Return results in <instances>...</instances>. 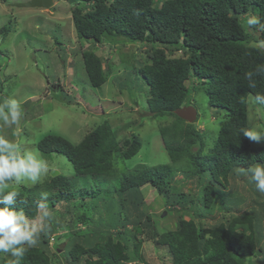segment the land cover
Instances as JSON below:
<instances>
[{
    "label": "trees",
    "instance_id": "trees-1",
    "mask_svg": "<svg viewBox=\"0 0 264 264\" xmlns=\"http://www.w3.org/2000/svg\"><path fill=\"white\" fill-rule=\"evenodd\" d=\"M66 1L73 4L72 17L79 41L106 40L114 45L141 44L147 47L146 62L139 68V74L150 86L149 112L153 118L174 119L171 124L160 128L172 163L187 161L201 183L209 179V183L202 187L205 209L212 208L218 195L214 183L223 185L233 171L247 169L256 163L264 164V146L252 147L251 141L241 133L243 127L249 126V95L264 96V77H255V89L248 87L245 78L246 72L264 64V49L254 46L257 41L264 40V33L249 29L243 17L254 14L264 19V0ZM257 33L258 39H255ZM179 51L183 57L174 58ZM81 55L91 85L94 88L103 86L110 76L104 58L89 50ZM194 81L208 84L205 89L211 105L226 110V120L218 139L206 157L203 156L202 135L193 124L175 114L176 110L189 104ZM72 103L73 100L68 101V104ZM142 147V141L136 135L120 142L106 124L91 131L78 144L58 135H47L37 145L45 158H52L54 154L66 157L77 177L99 181L101 187L96 195H84L83 199L100 197L106 201V197L115 191L125 195L120 198L119 206L123 209L132 205L139 212L138 216L143 219L139 222L143 223L149 237L156 244L170 246L173 264H247L250 258L257 257L262 236L256 229V211L231 215L226 223L205 229L200 228L194 219L181 216L174 222L175 229L167 232L160 231L156 223L148 224L153 222V216L139 211L147 195V191L145 194L143 191L148 187H154L167 207L174 208H168V212L172 211L169 214L181 215L182 212H176L179 202H172L164 187L165 179L171 176L170 166L120 172L119 163L137 156ZM109 181H116L112 184L114 187L103 189V183ZM17 191L16 207L23 208L33 217L39 214L36 202L41 192H48L49 198L55 196L53 201L47 202L48 209L74 199L69 194L70 182L61 175L50 177L42 186L37 184ZM187 206L184 204L181 209L187 210ZM89 214L92 210L85 207L77 220L88 227L92 222ZM246 225L249 234L237 231L238 226ZM71 229L69 227V242L60 256L72 257V263L129 264L134 259L131 239L124 238V232L108 234L105 243L94 245L97 234L84 240L82 237L89 231L72 233ZM39 243L27 251L21 264H50L49 257L41 249L49 241L43 237ZM138 248L136 245V253Z\"/></svg>",
    "mask_w": 264,
    "mask_h": 264
},
{
    "label": "rangeland",
    "instance_id": "rangeland-1",
    "mask_svg": "<svg viewBox=\"0 0 264 264\" xmlns=\"http://www.w3.org/2000/svg\"><path fill=\"white\" fill-rule=\"evenodd\" d=\"M28 1L0 2V96L21 101L24 110L18 125L7 127L0 124L1 135L37 150L44 136L58 135L78 144L87 134L104 124L113 129L120 142L136 135L143 147L137 156L119 163L120 172L141 167L154 169L170 166L171 176L165 179L164 187L169 199L179 202L176 212H182L181 215L169 214L172 211L168 212V208H174L167 207L154 187H148L143 191L144 194L147 191L144 205L139 208L144 214L153 216V222L148 224L156 223L160 231L167 232L175 229L174 222L181 216L194 219L200 228L205 229L226 223L231 215L256 211V229L258 235L262 236L257 251L261 250L262 256L250 258L247 264H264V194L255 188L248 175L235 170L223 185L213 184L218 195L210 210L204 208L202 187L209 183V179L201 183L187 161L172 163L160 128L171 124L174 119L153 118L149 112L150 86L139 74V68L146 62L147 47L141 44L119 45L116 51L114 47L113 52H105L104 55L94 50L97 55L108 58L105 68L110 72L107 82L94 88L88 80L81 55L83 51L91 49L87 42L77 38L72 18L73 4L54 0L55 5L50 10L17 6ZM254 36L258 39V33ZM106 47L111 49L113 44L106 42ZM178 53L181 54V51ZM207 86L194 81L188 104L198 111L194 126L204 140V157L213 150L226 120V110L211 105L206 94ZM62 98L73 100V103L68 104ZM248 125L264 129V103L258 102L253 95L248 97ZM251 146L262 147L264 143L251 142ZM45 159L55 164V168L42 178L40 186L53 177V171H58L57 176L61 175L70 182L69 194L74 197L47 208L53 212V218L39 241L42 242L43 237L49 241L41 249L49 257L50 264H76L72 263V257L60 256L69 242V227L72 233L89 231L88 235L82 237L84 240L97 234L98 240L94 245L105 243L108 234L124 232V238L131 239V254L134 257L129 264H173L170 246L156 244L149 237L147 229L139 222V212L132 205H126L123 209L119 206L120 198L125 195L115 191L106 197L107 202L100 197L83 199L84 195H96L101 187L99 181L96 183L92 178L77 177L73 165L62 155L54 154L52 158ZM114 182L103 183L102 188H111ZM34 186L30 183L13 185L16 190H27ZM54 199L55 196L50 197L47 202ZM191 200H194L193 204ZM184 204L188 205L187 210L181 209ZM85 207L92 210V214H89L92 222L88 227L77 220ZM43 211L39 209V215ZM117 223H120L118 227L115 226ZM248 229V225L238 226L237 231L249 234ZM136 245L139 246L138 253ZM7 259L5 254H0V264H5Z\"/></svg>",
    "mask_w": 264,
    "mask_h": 264
},
{
    "label": "clouds",
    "instance_id": "clouds-1",
    "mask_svg": "<svg viewBox=\"0 0 264 264\" xmlns=\"http://www.w3.org/2000/svg\"><path fill=\"white\" fill-rule=\"evenodd\" d=\"M3 1L5 2V0ZM245 24L249 29L264 33V19L257 15L247 14ZM82 42H87L86 44L90 45L91 50L89 51L96 53L94 50H99L103 55L105 52H113L114 47L116 51L119 45H127L113 44V47L108 49L106 47L108 41L106 40ZM254 46L264 49V40L257 41ZM180 57H183L182 53L177 52L174 58ZM107 59L104 57L106 62ZM255 77H264V64H259L254 70L245 73L248 87L251 89L257 87ZM256 99L258 102H264V96L262 95L258 94ZM23 116L24 110L21 101L13 97L0 96V124L7 127L18 125ZM241 133L253 143H264V129L247 126L241 129ZM54 168L55 164H50L39 150L24 147L0 135V205H2L0 206V254H5L8 257L6 264H21L27 251L38 245L41 234L47 231L48 222L53 218V212L47 209L48 192H41L40 198L36 202L37 209H44L42 215L38 214L33 217L27 215L23 208L16 207L19 192L13 185L25 183H30L33 186L37 185ZM236 171L237 173L243 171L248 175L250 182H254L255 188L264 194V164L256 163L246 170L237 169ZM20 203H23V201L21 200Z\"/></svg>",
    "mask_w": 264,
    "mask_h": 264
},
{
    "label": "water",
    "instance_id": "water-1",
    "mask_svg": "<svg viewBox=\"0 0 264 264\" xmlns=\"http://www.w3.org/2000/svg\"><path fill=\"white\" fill-rule=\"evenodd\" d=\"M3 1V0H0ZM21 8H41L50 9L54 6V0H30L28 2L17 4ZM175 114L188 124H195L198 120V111L194 106H183L176 110ZM59 174L58 171H53L52 176L55 177ZM262 256V251H257V256Z\"/></svg>",
    "mask_w": 264,
    "mask_h": 264
}]
</instances>
